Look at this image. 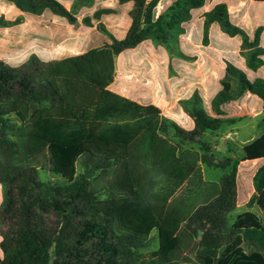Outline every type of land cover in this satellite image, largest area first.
Instances as JSON below:
<instances>
[{
    "label": "trees",
    "instance_id": "1",
    "mask_svg": "<svg viewBox=\"0 0 264 264\" xmlns=\"http://www.w3.org/2000/svg\"><path fill=\"white\" fill-rule=\"evenodd\" d=\"M121 1L135 3L123 40L55 63L0 58V264H264L262 219L245 212L228 221L241 160L218 157L206 140L242 120L226 118L225 104L247 93L264 100V81L228 65L211 110L199 93L182 102L192 131L111 92L121 53L149 39L176 53L182 23L205 4L177 0L156 18L158 0ZM0 2L72 20L56 0ZM94 2L75 0L73 9ZM214 23L242 38L250 69L264 65L259 33L251 41L225 4L206 14V31ZM243 155L264 159V134ZM203 166L220 169V182L206 181ZM254 186L264 213V164ZM154 232L157 250L145 254ZM186 238L196 242L193 258H181Z\"/></svg>",
    "mask_w": 264,
    "mask_h": 264
},
{
    "label": "crops",
    "instance_id": "2",
    "mask_svg": "<svg viewBox=\"0 0 264 264\" xmlns=\"http://www.w3.org/2000/svg\"><path fill=\"white\" fill-rule=\"evenodd\" d=\"M56 1L72 20L55 14L50 18L28 16L16 7L0 2V20L9 23L0 26L2 60L25 63L36 56L44 62L55 63L82 56L114 40H123L133 23L134 2L95 0L93 5L74 11L75 0ZM176 1L158 0L156 18ZM219 4L227 6L231 23L244 31L251 41L259 33V47L264 49V1L205 0L204 7L191 10V19L182 23L185 34L179 36L176 53L151 39L124 51L116 58L115 80L108 89L142 106L153 105L162 116L192 131L195 122L184 110L182 102L199 93L205 108L211 110V102L222 88L221 81L228 65L239 68L252 82L264 81V65L257 70L248 67L245 56L248 50L243 49L241 37L227 34L218 23L210 25L206 31L204 14ZM222 109L226 118L242 119L230 127L231 134L245 120L264 124V100L254 94L247 93ZM183 122L188 128L183 127ZM256 139L246 138L245 145ZM262 161L264 159L246 162ZM2 203L0 185V206ZM1 242L0 236L2 257Z\"/></svg>",
    "mask_w": 264,
    "mask_h": 264
},
{
    "label": "rangeland",
    "instance_id": "3",
    "mask_svg": "<svg viewBox=\"0 0 264 264\" xmlns=\"http://www.w3.org/2000/svg\"><path fill=\"white\" fill-rule=\"evenodd\" d=\"M96 3V2H95ZM77 4V2H76ZM205 5V4H204ZM170 5L169 7H171ZM204 7V6H203ZM207 14V13H206ZM206 14L204 16L206 17ZM182 35L185 34V30L182 31ZM10 52V51H9ZM179 108H177L178 110ZM176 111V110H175ZM184 128H188L186 122H183ZM230 127H225L219 133L209 134L206 136V140L213 143V148L216 155L220 158L231 157L236 160H241L237 173V206L236 209L230 213L228 217L229 224L237 219V217L245 212H253L257 214L264 223V213L257 201L253 200L256 196V190L254 186V177L258 169L264 164V162H246L243 160V147L246 144V138L251 136V139L259 138L264 134L263 123H251L245 120L243 123H239L234 132L230 131ZM79 171H81V163H79ZM204 177L208 182H220L223 176V172L220 169H211L203 166ZM44 178H48L44 176ZM196 242H191L190 239H184L183 241V257H194L193 249H195ZM158 247L157 232L152 234L150 246L148 249L143 250V253L150 254L156 251ZM252 248L246 245V251L249 252Z\"/></svg>",
    "mask_w": 264,
    "mask_h": 264
}]
</instances>
